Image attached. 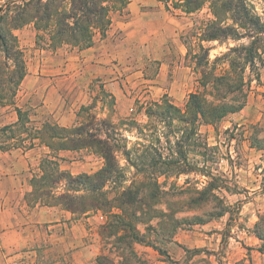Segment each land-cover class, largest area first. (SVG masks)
Instances as JSON below:
<instances>
[{
  "label": "crops",
  "instance_id": "1",
  "mask_svg": "<svg viewBox=\"0 0 264 264\" xmlns=\"http://www.w3.org/2000/svg\"><path fill=\"white\" fill-rule=\"evenodd\" d=\"M191 14L173 13L159 0H126L109 12L107 28L96 30L90 45L23 40L24 76L13 103L0 102V264H120L121 255L109 252L100 232L107 222L102 211L77 216L34 198L31 179L40 174L49 149L38 138L23 140L24 145L32 140V147L12 146L14 139L1 128L16 123V108H33L30 121H39L26 125L33 130L45 120L71 127L83 114L107 119L123 143L117 161L129 164L123 152L143 141L137 130L147 123L148 109L164 99L184 107ZM38 32L33 29L34 36ZM94 127L105 137L104 127ZM78 154L82 161L75 160ZM57 155L59 169L72 175L93 174L104 165L103 156L92 150Z\"/></svg>",
  "mask_w": 264,
  "mask_h": 264
},
{
  "label": "rangeland",
  "instance_id": "2",
  "mask_svg": "<svg viewBox=\"0 0 264 264\" xmlns=\"http://www.w3.org/2000/svg\"><path fill=\"white\" fill-rule=\"evenodd\" d=\"M12 1L0 0V4L11 6ZM15 1L21 4L25 0ZM171 1L176 0H170L172 4ZM246 2L251 12L264 22V0ZM107 4L108 7L112 6L109 8L111 10L122 6L119 2ZM60 5L70 7L67 1L61 3V0L52 4L53 7ZM34 6L37 7L33 4L32 9ZM190 17L193 24L185 33L189 52L182 92L183 106L190 93L204 91L199 83L202 71L211 69V74L222 75L225 69H230L227 61L222 59L223 54L229 52L228 48L246 45L252 40L251 37H242L223 42H203L209 48L208 63L205 64L204 59L201 65H197L195 56H205L204 49L200 50L197 46V36L199 27L211 17L209 3ZM34 28L29 21L13 30L19 46L32 42L33 38L41 44L49 43V31L37 30V36H34ZM24 39L27 41L24 42ZM257 44L260 47L259 55H256L252 67L244 64V54L238 56L230 52L237 65L235 70L230 69V74L237 77L240 69L243 78L245 104L242 109L227 113L212 124L195 122L186 125L177 118L169 120L168 125L162 123L159 129L169 136L170 144L165 143L164 137H159L160 142L155 140L154 127L158 125L152 122L145 132L147 137L142 136L143 141L140 142L146 145L131 146V160L139 162L144 149L148 148L146 150L155 158L158 151L165 156L171 154L178 162L176 167L166 175H158L156 169L147 171L144 166L148 161L145 159L144 171H140L143 167L135 169L125 162L114 178L115 183H106L109 198L117 196L121 186L128 188L133 180H140L143 176H149L152 183L139 192L145 198L141 199L142 205L137 207V217L129 216L135 225L134 232L139 233V239L131 241L128 249H122L129 259L128 264H264V253L258 250L264 247L263 241L257 237V234L264 235V35H260ZM9 63L11 67L13 63ZM210 90L211 87L207 85L204 95L208 100L214 99ZM231 99L240 101L242 97L227 94L223 100ZM9 100L10 96L6 102L9 103ZM27 113L30 120L33 108ZM36 119L30 121L29 126L39 121ZM191 130L195 133L193 136H189ZM16 136H21V133L17 131ZM113 137L114 144H123L117 138L119 136ZM176 142L181 148L177 149ZM180 151H184L185 157L182 158ZM83 159L82 154H78L75 160ZM150 193L153 195L150 196ZM103 214L107 220L112 219L107 211H103ZM105 241L110 253L120 252L122 247L116 249L113 237Z\"/></svg>",
  "mask_w": 264,
  "mask_h": 264
},
{
  "label": "trees",
  "instance_id": "3",
  "mask_svg": "<svg viewBox=\"0 0 264 264\" xmlns=\"http://www.w3.org/2000/svg\"><path fill=\"white\" fill-rule=\"evenodd\" d=\"M65 1L70 7L61 5L53 7L52 4L56 0H25L21 4L13 0L11 6L7 3L3 6L0 4L1 103H7L6 99L9 96V103H13L17 87L25 73L23 55L16 37L13 35L14 29L30 21L39 32L49 31L48 39L53 47L64 43L90 45L94 32L98 30L104 33L109 24L108 13L112 6L108 7L107 3L119 2L123 5L126 0H61V3ZM159 1L164 4L167 10L178 14H191L200 10L204 4L209 3L211 17L199 27V36H197V46L200 50L204 49L205 56H195L197 65H201L204 59L205 64L208 63L209 48L205 47L203 42L215 40L223 42L228 39L238 40L242 37H251L252 40L249 44L229 47V52L223 54L222 59L227 61L230 69L235 70L237 65L230 57V52L238 54V56L244 54V64H248L249 67L254 66L256 55L260 50L257 43L260 41V35H264V22L251 12L246 0H176L171 1L172 4L169 2L170 0ZM33 4H36L37 7L34 6L32 9ZM188 52L187 48V55ZM10 61L13 63L11 67ZM230 69H225L220 76L211 74V69L201 72L202 77L199 83L204 87V91H206L207 85L211 87L210 91L214 99L208 100L204 91L192 92L182 109L171 104L168 99H164L162 103L148 109L147 115L151 121L139 126L138 133L147 137L145 132L153 122L158 125V127H154L155 140L160 142L159 139L163 136L165 143L170 144L169 136L159 129V125L162 123L168 125L169 120L177 118L186 125L195 122L212 124L227 113L242 109L245 104V94L242 90L241 70L239 69L237 72V77H233L230 74L232 72ZM8 92L11 94L9 95ZM222 93L223 95H221ZM227 94H231L233 97L238 94L242 100H223ZM81 111L86 110L83 108ZM16 112L18 118L16 123L1 128L3 131H9V138L14 139L10 145L32 147V140H29L27 145L23 144V140L38 138L39 142L49 149V153L40 161V174L31 179L34 198L48 206H59L77 216L96 210L107 211L112 219L107 220L101 226L100 232L105 238L113 237L116 249L122 247L119 252L122 257L120 264H128L129 259L122 251L131 247V241L139 239V233L134 232L135 225L129 220V216L137 217V207L142 205L141 199L145 198L143 195L140 196L139 192L143 187H147L148 184L152 185V183L149 176H143L140 180H133L128 188L121 186V192L117 196L109 198L106 183L110 181L115 183L114 178L122 169L116 158V151L120 150L121 146L110 142L115 139L110 130L111 122L107 119L96 120L95 116L83 114L81 123L71 127L59 126L57 123L45 120L40 128L33 130L32 127L26 126L27 123H30L27 110L22 111L20 108H16ZM96 124L105 128L103 130L105 137L100 134L102 132L100 128L94 127ZM17 131L25 133L26 137L16 136ZM194 134V131L191 130L189 136ZM142 145L146 144L140 143V146ZM176 147L177 149L181 148L177 142ZM1 148L5 147L1 145ZM82 149L92 150L103 156V167L93 174L81 173L78 175H72L59 169L58 160L62 158L57 155L58 151ZM146 149L148 148H145V153L139 157V162H134L129 158L131 153L129 150H124L123 153L126 154L129 164L135 169L143 167L144 159L148 161L147 166H144L147 171L156 169L158 175H166L168 171L176 167L178 162L172 158L171 154L165 156L158 151L156 153L158 157L155 158ZM180 154L182 158L185 157L184 151H180ZM144 167L140 171H144ZM154 181L157 183L156 177H154ZM151 195L153 194L150 193ZM107 207L108 209H105ZM257 237L263 241L264 245V235L257 234ZM258 250L264 253V247L261 246ZM130 255L136 257L134 253ZM109 264L112 263L109 261Z\"/></svg>",
  "mask_w": 264,
  "mask_h": 264
}]
</instances>
